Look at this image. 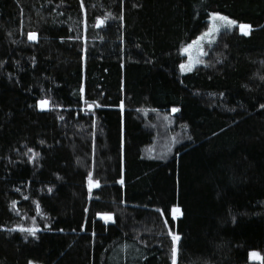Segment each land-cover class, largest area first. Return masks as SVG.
I'll use <instances>...</instances> for the list:
<instances>
[{"label": "trees", "instance_id": "obj_1", "mask_svg": "<svg viewBox=\"0 0 264 264\" xmlns=\"http://www.w3.org/2000/svg\"><path fill=\"white\" fill-rule=\"evenodd\" d=\"M262 77L264 0H0V264H264Z\"/></svg>", "mask_w": 264, "mask_h": 264}, {"label": "snow or ice", "instance_id": "obj_2", "mask_svg": "<svg viewBox=\"0 0 264 264\" xmlns=\"http://www.w3.org/2000/svg\"><path fill=\"white\" fill-rule=\"evenodd\" d=\"M96 19H97V26L104 23V20L102 18L97 17ZM207 19H208V21L211 22V26L207 29V31L205 33H202L200 37H197V39L194 40L191 44H187L186 46H184L181 49V51L188 52L193 47V45L200 42L205 36H210L209 44H211L216 39L215 35H212V34L220 32L221 28H224V27L230 29V28H232L233 25H236L238 23L237 20L231 19L229 16L223 15L219 11H212L211 14L208 15ZM217 20H222L225 22V24H223V25L217 24L216 23ZM239 27H240L241 32L244 33L245 35L250 34V30L252 28V26L250 24L240 23ZM28 38L30 40H36L37 34L35 32H29ZM206 54L207 53H205L203 51V48H201V55H206ZM197 63L203 64L204 61L203 60H192L190 58L187 62L180 64V70L182 72H190L192 70V68L195 66V64H197ZM261 79H264V77H262ZM83 91L84 90L82 88L81 92H83ZM221 95H223V93H221ZM48 105H49V102L47 100L39 101V107L41 109L47 108ZM88 107H91V105H88ZM259 107L261 109H264V104H260ZM172 111L178 112L179 109L176 107H173ZM61 119H62V117H61ZM41 143H43V141ZM91 176H92V174L89 173V178H88L89 189H92L94 187H98V185H99V182L93 181ZM121 183H123V180H121ZM49 191H51V189H49ZM12 203L15 204V201H13ZM37 210H39V204H37ZM86 211H87V209H86ZM97 215L102 216L105 220H112V218H113L111 212L97 213ZM178 215H182V213H181L180 208L178 206H175L173 208V216L175 217ZM19 228L21 231H25V232L30 233L32 236H36V233H37L36 227L25 228L23 225H21V226H19ZM169 235H171V238H172L171 261H172V264H177V256H178V252H179L178 244H179V241L181 240V236L179 233H172L171 230H169ZM25 239H27V237H25ZM249 258L250 259L264 260V257H261L258 252H254V251L249 253ZM28 264H35V262L30 260L28 262Z\"/></svg>", "mask_w": 264, "mask_h": 264}, {"label": "rangeland", "instance_id": "obj_3", "mask_svg": "<svg viewBox=\"0 0 264 264\" xmlns=\"http://www.w3.org/2000/svg\"><path fill=\"white\" fill-rule=\"evenodd\" d=\"M216 23L217 24H220V25H223V24H225V22L224 21H222V20H217L216 21ZM211 26V22L209 21V24H208V28ZM207 28V29H208ZM207 29H205L202 33H205L206 31H207ZM221 29H228V28H226V27H224V28H221ZM217 33H214V34H212V35H216ZM201 36V34L198 36V37H200ZM197 39V38H196ZM196 39H194V40H196ZM209 39H210V36H205L200 42H198L197 44H195V45H193V47L188 51V52H183L182 51V53L186 56V61H184V62H182V63H185V62H187L190 58L192 59V60H200V56H202L201 55V48H203L204 47V44H206V43H209ZM193 40V41H194ZM192 41V42H193ZM192 42H190V43H188V44H191ZM186 46V45H185ZM197 64H199V63H197ZM197 64H195V65H197ZM179 69H180V66H179ZM181 71V70H180ZM182 72V71H181ZM182 73H185V72H182ZM37 105H38V108H40L39 107V102L37 103ZM41 109V108H40ZM161 120H160V123H165L164 122V118H160ZM157 120H159V119H157ZM105 220V219H104ZM105 221H107V222H110L111 220H105ZM253 252V251H252ZM254 252H256V251H254ZM259 253V252H258ZM252 260H257V259H252Z\"/></svg>", "mask_w": 264, "mask_h": 264}]
</instances>
